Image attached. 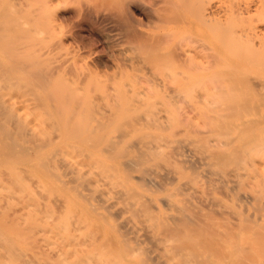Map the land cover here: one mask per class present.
I'll return each mask as SVG.
<instances>
[{"label": "rangeland", "instance_id": "obj_1", "mask_svg": "<svg viewBox=\"0 0 264 264\" xmlns=\"http://www.w3.org/2000/svg\"><path fill=\"white\" fill-rule=\"evenodd\" d=\"M244 1L247 6L243 4ZM256 1L0 0V93L4 99L10 98L8 103H3V110L0 108L2 113L10 112L8 117L5 114L2 117L0 113V122H6L3 125L0 123V154H12L13 149L16 152L19 149L18 153L31 152L37 142L51 144L45 151L60 149V146L64 149L66 146L64 150L77 153L78 147L79 154L82 151L79 148H84L80 153L94 152V155L106 157L107 161L117 162L125 169V175L130 171L128 175L139 189L159 199L166 190L158 189L147 177L143 179L145 164L137 158L136 165L135 158L129 157L131 153H141L147 146V140L151 146L158 147V150L157 147L151 149L157 151L155 155L161 153L153 157V153L148 151L150 145L147 146L148 150L147 147L144 149L148 151V156L152 153L153 156L147 159L153 164L165 160L169 153L173 156L169 158L176 157L172 155L171 149H175L172 145L177 146L185 137L191 141L192 147L199 148L200 145H195V142L201 144L204 139L207 140V136L210 138L214 135L217 128L213 127L217 122L218 127L224 124L221 123L225 114L222 107L226 115L230 114L227 115L231 117L229 121L233 120L231 127L236 126V136L249 133V137L262 140L264 40L257 38L259 42L257 39L235 37V33L249 31L253 25H264V7L258 10L254 4ZM232 4L241 6L240 14ZM229 7H232L231 11L234 10L232 13L227 11ZM233 27L237 29L235 33L232 32L235 30H232ZM225 45L232 54L226 51L229 49H225ZM236 51L241 53L237 58L240 65ZM242 57L247 61L240 60ZM165 77L169 79L166 78V81ZM230 90L232 98L227 96L232 100L222 99L221 93ZM18 92L27 95L25 102L30 101L26 103L28 106L13 98ZM28 96L29 101L26 100ZM143 98L147 100L142 102ZM4 99L3 102L6 101ZM224 101L227 106L221 105ZM42 103H45L44 106ZM213 105L215 107L211 108ZM218 105V108L222 106L220 109L224 112L221 113L222 119L216 110ZM29 111L36 118L32 114L30 118L27 117ZM25 116L29 121L21 120ZM207 117L209 121L214 117V126L213 122L210 125ZM31 120L33 123H30ZM20 123L26 124L22 132L17 127ZM36 124L38 127L40 125L39 130ZM237 126L245 132L241 131L240 135V130L239 133L236 131ZM35 131L45 133V136ZM200 131L202 133L198 135ZM55 134L58 136L54 139ZM15 135L16 138L13 137ZM200 135L204 138L199 139ZM69 146L71 149H68ZM104 149L107 152H103L106 151ZM140 181L142 186L147 187H141ZM221 218L218 222L223 224L227 219ZM232 220L235 218L225 222L226 225L232 224Z\"/></svg>", "mask_w": 264, "mask_h": 264}, {"label": "bare ground", "instance_id": "obj_2", "mask_svg": "<svg viewBox=\"0 0 264 264\" xmlns=\"http://www.w3.org/2000/svg\"><path fill=\"white\" fill-rule=\"evenodd\" d=\"M246 3L243 2L244 5ZM254 4L259 10V7H264V0H257ZM234 7L239 12L241 6L234 5ZM230 8L232 9V7H229V10L226 8L227 11H231ZM249 27L248 29H251L246 32L243 31L244 26L243 32L240 28L242 33L237 32L238 35L235 33L236 27L232 28V30L235 29L232 32L235 33V37L240 36L243 40L244 38L253 41L257 38L264 40L262 23ZM240 37L237 39L239 40ZM226 51L230 53V49ZM239 51L238 53L236 51V59L238 54L241 55ZM219 52L222 55V52ZM247 59L244 60L242 57L240 60L245 62ZM238 63L240 65V61ZM228 93H221L222 99L231 101L230 95L233 93L231 90ZM25 95L14 94L13 98H18L21 103L26 104L30 101L28 96L26 100L29 102H25L27 96ZM30 95L31 98L32 94ZM173 95L171 96L174 97ZM2 99L4 97L0 93L1 110L5 105L3 103H8L10 98L4 99L6 100L4 102ZM54 99L53 97L52 100ZM42 100L41 96L40 101ZM141 100L143 102L147 99ZM45 101L47 102V99ZM223 104L221 105L227 106V102L225 104L224 101ZM29 107L32 110V105L29 104ZM45 107L48 108L46 105ZM214 107L213 105L211 108ZM218 107L219 105L216 106L218 116L220 115L222 119L221 116L224 115L223 119L226 120H221V123H224L222 125L219 121L220 127L217 122L216 127L214 126L216 120L215 123L213 122L214 117L217 116L216 110L213 120L210 119L212 121H209L207 117L210 125L213 122V129L217 128V132H214L215 134L210 138L207 136V140L202 139L201 144L195 142V145H200L199 148L192 147L191 141L189 142L185 137L177 146L172 145L175 149L170 148L172 155L176 156L175 159L169 158L171 153L166 151V155L169 153V157L167 156L169 159L153 164L147 158L161 153L158 152L155 155L157 151L151 149L155 150L157 146H151V142L148 144V140H145L146 145L151 146L150 150L146 146L147 150L153 155L151 153V156H148V151H144L145 146L143 149L145 153L141 149V153L130 154L131 159L135 158L133 160H136V165L137 158L145 164L142 169L143 179L147 177L149 182L159 187L158 189L166 190L159 199L139 189L128 175L130 171L125 175V169L117 162L107 161L106 157L94 155V152L80 153L84 151V148H79V151H82L77 154L76 145L77 153L64 150L67 149L66 146L64 149L60 146L62 147L60 149L52 148L45 151L44 149L47 146L51 147V144L42 142L35 143L31 152L18 153L19 149L17 152L13 149L15 153L9 151L8 153L12 154L1 153L0 264H264V138L261 140L258 136L260 140H256L254 136L249 137L247 132L248 136L242 135L243 138L238 136L239 134L236 136L234 133L236 126L231 127L233 120L230 122L231 117L227 116L230 114L226 115L225 108L222 107L225 112L222 115L223 109ZM50 108L52 109V106ZM42 109L45 111V108L42 107ZM31 112L29 111L27 117L30 118V114L33 115ZM0 113L3 117L10 112L0 111ZM44 113L46 114L47 111ZM21 118V120L24 118L23 122L29 121L26 120V116ZM207 120L206 123H208ZM18 121L21 122L20 119ZM0 123L3 125L6 122ZM38 124L35 127H38ZM25 125L20 123L16 126L22 132ZM16 126L14 131L17 133ZM238 130L240 135L245 132L237 126L236 131ZM210 131L213 133L212 130ZM201 133L200 131L198 135ZM56 135L54 139L57 138ZM13 137L16 138L17 135ZM201 137L204 138L200 135L199 139ZM20 147L24 148L22 145ZM107 149L102 151L107 152ZM179 162H185V164ZM136 180L139 181L138 178ZM140 186L147 187L142 184ZM217 217L227 219L228 221L225 222H230L231 218L235 220H232V224L226 225L225 222L220 224L218 222L220 219Z\"/></svg>", "mask_w": 264, "mask_h": 264}]
</instances>
